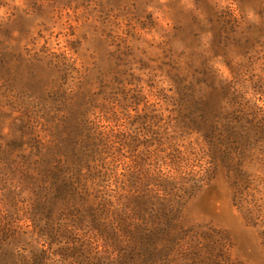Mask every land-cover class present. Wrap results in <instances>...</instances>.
Listing matches in <instances>:
<instances>
[{
	"label": "rangeland",
	"instance_id": "rangeland-1",
	"mask_svg": "<svg viewBox=\"0 0 264 264\" xmlns=\"http://www.w3.org/2000/svg\"><path fill=\"white\" fill-rule=\"evenodd\" d=\"M0 264H264V0H0Z\"/></svg>",
	"mask_w": 264,
	"mask_h": 264
}]
</instances>
